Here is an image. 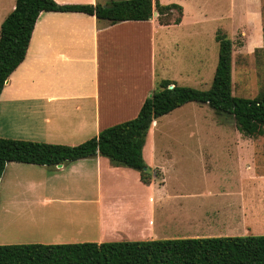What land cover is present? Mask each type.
Here are the masks:
<instances>
[{"label":"crops","instance_id":"crops-1","mask_svg":"<svg viewBox=\"0 0 264 264\" xmlns=\"http://www.w3.org/2000/svg\"><path fill=\"white\" fill-rule=\"evenodd\" d=\"M14 4L15 0L11 10ZM182 9L184 16V6ZM183 16L179 24L161 26L177 27ZM152 22H156L153 15L146 21L108 24L98 23L95 16L86 13L41 12L24 59L0 92V136L7 137L17 129L26 135L22 139L76 145L103 128L133 118L149 92L146 79L149 76L152 80V30L147 34ZM138 34L144 42L142 61L146 66L148 60L149 75L144 72L132 77L127 54ZM163 38L166 40L165 35ZM153 122L142 155L144 150L145 163L158 168L146 160L155 153L149 136ZM241 139L233 140L225 150L236 178L228 177L225 187L184 193H170L159 168L158 174L152 168L151 181L144 184L137 170L115 166L101 155L55 166L8 162L5 169L9 171L4 169L0 178V238L6 233L18 235L0 242L144 240L154 233L156 225L167 230L176 224L180 228L171 231L185 233L197 232L193 229L197 221L233 224L234 218H253L259 200L253 208L241 195L248 182L256 187L264 184V134ZM21 174L25 178L18 176ZM19 190L37 192L36 200L24 205L14 193Z\"/></svg>","mask_w":264,"mask_h":264},{"label":"trees","instance_id":"trees-1","mask_svg":"<svg viewBox=\"0 0 264 264\" xmlns=\"http://www.w3.org/2000/svg\"><path fill=\"white\" fill-rule=\"evenodd\" d=\"M44 11L86 13L95 16L98 23L108 24L146 21L156 11L159 25H175L183 16L180 4L159 0H105L93 4L15 0L14 8L0 24V92L24 59L35 22ZM215 40L218 57L208 88L161 79L133 118L103 128L76 145L0 137V178L8 162L55 166L101 155L115 166L137 170L141 182L149 184L151 170L143 159L142 149L150 125L189 102L207 103L217 111L231 114L246 136L264 134V86L254 97L234 95L232 40L219 29ZM0 264H264V235L0 244Z\"/></svg>","mask_w":264,"mask_h":264},{"label":"rangeland","instance_id":"rangeland-1","mask_svg":"<svg viewBox=\"0 0 264 264\" xmlns=\"http://www.w3.org/2000/svg\"><path fill=\"white\" fill-rule=\"evenodd\" d=\"M164 1L184 6V18L177 27L171 26L167 29L159 26L157 22H152L151 28H147V34L149 29L153 33V63L150 73L152 80L149 76V79H146L147 87L149 86L147 96L157 88L161 79L166 78L173 79L178 85L208 88L217 63L218 43L215 40V32L218 29L232 40V93L236 96L254 97L262 90L264 0ZM12 2L14 0L0 2V23L6 12L11 10ZM164 35L166 40L163 38ZM134 38L127 54L130 65L128 74L138 77L139 74L146 72L149 75L148 60L146 66L142 61L145 59V57L142 59L145 50L142 35L138 34ZM163 43L166 44V48L163 47ZM6 135L8 138L26 137L17 129ZM149 136L150 147L153 152L155 148V153H152L151 157L147 155L146 160L164 172L166 188L170 193L175 191L184 193L182 191H197L205 187H225L228 177L236 178L229 168L230 165L232 168L233 162L227 157L225 150L230 147L229 144L233 140H244L241 138L246 135L237 128L231 114L217 111L207 103L189 102L157 118L156 122H153ZM231 148L234 146L231 145ZM149 168L150 170L153 168L158 174V168ZM8 171L6 168L5 172ZM18 176L25 178L23 174ZM14 193L19 195L24 205L36 200L34 196L37 192L31 190L28 192L19 190ZM241 198L253 208H256L254 205L259 200V206L254 211L255 217L234 218L233 224H227L225 220H216L209 224L197 221L193 224V229L197 232L185 233L172 232L171 230L180 228L176 224L173 226L170 224L171 227L167 230H164L165 226L156 225L154 233L147 239L192 235L199 237L264 235V184L256 187L248 182ZM181 228L191 227L181 225ZM17 235L16 232L6 233L5 238ZM5 238H0V241Z\"/></svg>","mask_w":264,"mask_h":264},{"label":"water","instance_id":"water-1","mask_svg":"<svg viewBox=\"0 0 264 264\" xmlns=\"http://www.w3.org/2000/svg\"><path fill=\"white\" fill-rule=\"evenodd\" d=\"M152 15H153V16H156V15H157V12L154 11ZM58 165H60V164H58Z\"/></svg>","mask_w":264,"mask_h":264}]
</instances>
